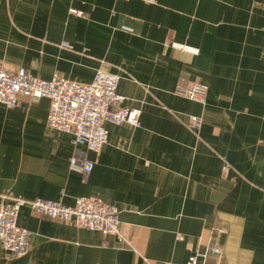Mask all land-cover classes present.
<instances>
[{"label":"crops","instance_id":"crops-1","mask_svg":"<svg viewBox=\"0 0 264 264\" xmlns=\"http://www.w3.org/2000/svg\"><path fill=\"white\" fill-rule=\"evenodd\" d=\"M0 66L81 83L103 68L142 109L96 154L47 130V98L0 106V204L97 196L120 220L104 237L21 207L30 251L0 242V264H186L211 235L221 257L198 264H264V0H0ZM191 83L205 104L178 95Z\"/></svg>","mask_w":264,"mask_h":264},{"label":"built area","instance_id":"built-area-1","mask_svg":"<svg viewBox=\"0 0 264 264\" xmlns=\"http://www.w3.org/2000/svg\"><path fill=\"white\" fill-rule=\"evenodd\" d=\"M140 1L148 4L157 2V0ZM71 13L82 14L73 10ZM118 85V76L103 68L96 71L90 83H81L58 75H54L50 80H43L21 68L7 70L0 66V106L13 109L19 105L21 98L30 102L47 98L50 103L46 120L47 130L70 135L75 146L98 154L107 142V125H127L131 128L140 126L142 109L120 107L119 104L124 97L118 94ZM207 92L206 85L191 83L185 88H179L178 95L205 104ZM199 125L200 120L197 117L189 118L188 129L196 130ZM69 165L70 168L83 174H89L94 162L85 159L79 163L75 157H72ZM24 206L52 221L98 231L104 237H120L118 210L97 196L78 197L72 207L64 206L59 201L26 200L16 197L0 204V242L2 248L15 258L23 257L30 251L29 232L16 225L18 212ZM223 234V229L214 232L216 237ZM221 253L220 246L215 243L211 235L205 250L193 253L186 264H198L199 258L204 260L209 255L220 258Z\"/></svg>","mask_w":264,"mask_h":264}]
</instances>
